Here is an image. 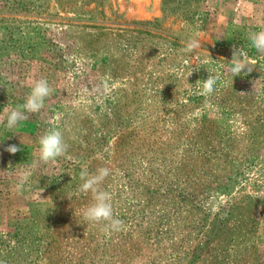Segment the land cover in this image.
<instances>
[{
	"label": "rangeland",
	"instance_id": "374dc122",
	"mask_svg": "<svg viewBox=\"0 0 264 264\" xmlns=\"http://www.w3.org/2000/svg\"><path fill=\"white\" fill-rule=\"evenodd\" d=\"M204 6L0 0V139H15L0 142V264H264V102L220 80L204 92L222 70ZM40 78L43 109L7 129L3 108ZM52 127L68 148L45 164ZM84 167L110 169L99 187L121 231L83 219Z\"/></svg>",
	"mask_w": 264,
	"mask_h": 264
},
{
	"label": "clouds",
	"instance_id": "9594fccd",
	"mask_svg": "<svg viewBox=\"0 0 264 264\" xmlns=\"http://www.w3.org/2000/svg\"><path fill=\"white\" fill-rule=\"evenodd\" d=\"M248 40L257 52L264 53V30L250 32ZM230 61L229 71L233 77L240 75L246 68L248 72H251L252 67L255 66V61L248 58L244 48L234 47ZM215 84L216 79L209 75L203 81L204 92L206 94L212 93ZM51 93L52 88L46 78L34 81L23 105L14 109H9L7 105L3 108V112L6 114V128L11 130L18 126L21 121L27 120L29 118L28 114L40 112L44 107L46 98ZM3 121L4 117L0 116V123ZM38 145L39 161L45 164L65 155L68 148L63 132L58 127L49 128L40 135ZM5 150L12 154L20 151L15 145H10ZM28 175L27 172L21 173V183L28 179ZM109 175L110 169L107 167H100L95 173H89L88 169L84 167L79 174L82 183L78 186L77 191L81 194H92V202L82 212L85 221L93 224L103 222L106 231L119 232L123 229L124 222L114 216L110 193L101 190L99 187Z\"/></svg>",
	"mask_w": 264,
	"mask_h": 264
},
{
	"label": "crops",
	"instance_id": "0c3cea01",
	"mask_svg": "<svg viewBox=\"0 0 264 264\" xmlns=\"http://www.w3.org/2000/svg\"><path fill=\"white\" fill-rule=\"evenodd\" d=\"M200 3L205 5L204 30L214 40L206 63L214 62L216 67L222 68L213 75L217 77L216 82L220 80L223 84H231L243 100L264 102V53L257 52L248 40L250 32L264 30V0H200ZM234 47L244 48L248 58L255 61L251 72L246 68L240 75L232 76L229 69ZM9 93L7 88L0 89L2 96ZM9 140L14 142L13 132L3 134L0 142ZM260 165L264 185V150Z\"/></svg>",
	"mask_w": 264,
	"mask_h": 264
}]
</instances>
